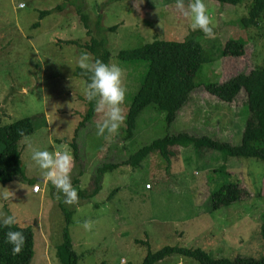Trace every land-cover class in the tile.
Instances as JSON below:
<instances>
[{
    "label": "rangeland",
    "instance_id": "1",
    "mask_svg": "<svg viewBox=\"0 0 264 264\" xmlns=\"http://www.w3.org/2000/svg\"><path fill=\"white\" fill-rule=\"evenodd\" d=\"M64 2L0 0V125L32 118L35 132L28 137L34 148L67 151L72 157L76 150L78 156L76 161L73 157L71 174L78 204L64 202V195L32 161L24 138L20 141L24 177L0 183V213L15 215L14 226L34 231L31 264H61L57 249L63 241L64 211L72 212L68 233L78 264H142L149 252L164 248L200 249L214 259L261 258L264 166L258 159L225 158L220 151L193 145L175 147L167 159L152 151L136 168L129 165L105 173L100 192L92 195L99 168L127 160L155 138L189 132L241 144L250 117L246 93L228 104L207 93L205 85L225 82L264 63V17L249 29L238 23L253 0L237 6L203 0L215 38L196 30L211 62L197 76V89L169 126L162 113L147 107L133 136L124 142H117V134L97 135L96 125L103 119L99 112L75 131L85 113L84 81L74 75L80 54H92L87 48L92 38L107 39L111 64L124 70L126 116L147 63L121 61L118 52L154 40L182 42L196 31L175 8L176 0H84L87 27L73 7L53 12ZM45 11L53 13L41 20ZM36 23L38 28L33 27ZM115 26L116 32H108ZM229 40L247 42L245 55L223 56ZM223 166L231 177L217 171ZM227 182L240 183L243 198L214 210L211 195ZM32 183L40 186L39 193H34ZM85 220L93 222L91 231L83 228ZM155 264L199 263L173 255Z\"/></svg>",
    "mask_w": 264,
    "mask_h": 264
},
{
    "label": "trees",
    "instance_id": "2",
    "mask_svg": "<svg viewBox=\"0 0 264 264\" xmlns=\"http://www.w3.org/2000/svg\"><path fill=\"white\" fill-rule=\"evenodd\" d=\"M210 1H216L221 5L237 6L245 0ZM67 7H73L80 20L84 22L83 25L87 27L85 25L87 16L83 14L84 0H65L64 4L58 6L53 12H62ZM53 12H42L41 20ZM263 17L264 0H253L247 16L238 23L241 27L249 29L258 26ZM39 26L40 23H36L33 27L38 28ZM117 29L118 26H115L110 28L108 32H116ZM87 33L89 34L90 31ZM197 33L196 31L182 42L154 40L139 48L122 49L118 52L119 60L131 63L144 62L147 63V68L139 88L131 100L124 129L117 134V142L127 141L133 136L137 120L147 107H152L153 112L162 113L167 126L175 121L178 112L188 103L191 94L197 89L196 79L203 65L211 63L206 58L205 49L196 39ZM75 43L74 41L65 42L68 45ZM246 46L247 42L245 41L229 40L221 53L223 56H230V58H241L246 53ZM87 48L94 55V58L111 64L112 53L108 48L107 39L92 38ZM74 75L83 79L85 86L88 76L82 75L80 68L75 70ZM205 90L211 96L228 104H232L242 91L246 93L250 117L246 122L241 144L236 145L208 135L199 136L189 132L167 134L155 138L134 151L127 160L120 163H107L99 168L93 178L94 190L92 195H97L100 192L103 175L108 171L129 165L136 168L152 151H158L167 159L177 146L188 147L193 145L197 149H213L220 151L225 158L258 159L264 166V63L249 73L238 74L225 82L208 83L205 85ZM84 100L85 113L75 131L91 122L97 112L95 101L89 102L86 98ZM20 131H23L26 136L32 135L35 132L34 120L23 118L10 125H0V183L2 185L13 182L17 177H24L20 147V141L23 137L19 135ZM74 154L73 157L76 161L78 158L76 150ZM217 171L223 173L225 178L231 177L225 166L220 167ZM116 192L117 190L111 194L109 200L116 195ZM243 195L244 191L240 183H224L211 195L213 209L216 210L239 202ZM64 215L63 241L58 246L57 258L61 264H78V257L73 251L68 233L72 212L64 211ZM9 230L22 231L26 238L23 250L17 255H13L12 246L6 243L5 233ZM262 231L264 238V213ZM173 255L193 258L199 264H264V255L259 259H214L200 249L180 248H164L153 254L149 252L142 264H155ZM34 256V231L32 228H19L13 225L11 229H8L0 225V264H31Z\"/></svg>",
    "mask_w": 264,
    "mask_h": 264
},
{
    "label": "clouds",
    "instance_id": "3",
    "mask_svg": "<svg viewBox=\"0 0 264 264\" xmlns=\"http://www.w3.org/2000/svg\"><path fill=\"white\" fill-rule=\"evenodd\" d=\"M24 6V3L20 4V7ZM175 8L182 16L191 21L192 31L199 30L206 37L215 38L213 20L203 0H189L187 4H185V0H176ZM77 64L82 70V75L88 76L83 93L85 98L89 102L95 101L96 111L103 114V119L96 125L97 135L101 136L107 133L106 138H109L114 134H119L126 119L122 109L127 92L123 83L124 70L115 63L107 64L94 58L87 51L80 54ZM19 135L24 138L31 150L32 161L58 192L64 195V202L69 205L78 204L79 195L73 187L71 179L74 168L72 155L67 151L53 153L46 149H36L32 145L31 138L26 136L23 131H20ZM16 223L15 215L0 213V225L3 227L11 229ZM82 226L85 230L91 231L93 222L85 220ZM5 236L6 243L12 246L13 255L21 253L26 241L23 232L9 230Z\"/></svg>",
    "mask_w": 264,
    "mask_h": 264
},
{
    "label": "built area",
    "instance_id": "4",
    "mask_svg": "<svg viewBox=\"0 0 264 264\" xmlns=\"http://www.w3.org/2000/svg\"><path fill=\"white\" fill-rule=\"evenodd\" d=\"M34 193H39L41 191L40 186L35 185L33 188Z\"/></svg>",
    "mask_w": 264,
    "mask_h": 264
},
{
    "label": "crops",
    "instance_id": "5",
    "mask_svg": "<svg viewBox=\"0 0 264 264\" xmlns=\"http://www.w3.org/2000/svg\"><path fill=\"white\" fill-rule=\"evenodd\" d=\"M216 99H217V98H216ZM217 100H219V99H217ZM35 185H37V184H34V186H35Z\"/></svg>",
    "mask_w": 264,
    "mask_h": 264
}]
</instances>
